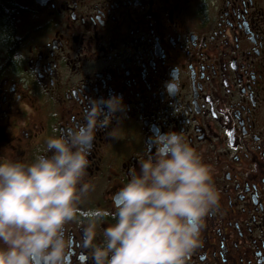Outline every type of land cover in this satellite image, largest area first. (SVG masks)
Masks as SVG:
<instances>
[{
	"label": "flooded vegetation",
	"instance_id": "obj_1",
	"mask_svg": "<svg viewBox=\"0 0 264 264\" xmlns=\"http://www.w3.org/2000/svg\"><path fill=\"white\" fill-rule=\"evenodd\" d=\"M4 6L12 23L0 39V157L47 155L46 138L83 122L90 99L123 98L95 134L83 177L91 187L63 227L64 264H94L88 211L105 212L99 244L120 187L155 153L156 128L196 149L218 193L184 264H264V0Z\"/></svg>",
	"mask_w": 264,
	"mask_h": 264
},
{
	"label": "clouds",
	"instance_id": "obj_2",
	"mask_svg": "<svg viewBox=\"0 0 264 264\" xmlns=\"http://www.w3.org/2000/svg\"><path fill=\"white\" fill-rule=\"evenodd\" d=\"M122 99H90L83 122L46 138L47 155L29 163L0 157V264H64L63 227L91 187L83 177L95 134ZM150 137L155 153L139 159V171L120 187L99 244L95 229L105 212L88 211L84 238L94 264H184L217 204L211 168L196 149L175 130L156 128Z\"/></svg>",
	"mask_w": 264,
	"mask_h": 264
},
{
	"label": "trees",
	"instance_id": "obj_3",
	"mask_svg": "<svg viewBox=\"0 0 264 264\" xmlns=\"http://www.w3.org/2000/svg\"><path fill=\"white\" fill-rule=\"evenodd\" d=\"M8 11H10V10H8L4 6V0H0V27L2 29L5 28L3 30L4 32L8 31V29L12 23V19L10 18L11 11H10V14L8 13Z\"/></svg>",
	"mask_w": 264,
	"mask_h": 264
},
{
	"label": "rangeland",
	"instance_id": "obj_4",
	"mask_svg": "<svg viewBox=\"0 0 264 264\" xmlns=\"http://www.w3.org/2000/svg\"><path fill=\"white\" fill-rule=\"evenodd\" d=\"M3 30H4V28L2 29V28L0 27V39H1V37H2Z\"/></svg>",
	"mask_w": 264,
	"mask_h": 264
}]
</instances>
